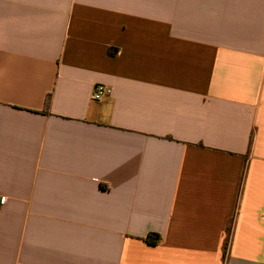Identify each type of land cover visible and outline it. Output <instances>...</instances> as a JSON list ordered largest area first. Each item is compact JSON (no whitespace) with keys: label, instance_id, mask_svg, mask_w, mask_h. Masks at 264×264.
<instances>
[{"label":"crops","instance_id":"obj_1","mask_svg":"<svg viewBox=\"0 0 264 264\" xmlns=\"http://www.w3.org/2000/svg\"><path fill=\"white\" fill-rule=\"evenodd\" d=\"M0 197V264H264V0H0Z\"/></svg>","mask_w":264,"mask_h":264},{"label":"built area","instance_id":"obj_2","mask_svg":"<svg viewBox=\"0 0 264 264\" xmlns=\"http://www.w3.org/2000/svg\"><path fill=\"white\" fill-rule=\"evenodd\" d=\"M111 89L103 85H95L92 92V99L99 100L103 97L109 96ZM5 202V197H0V205H3Z\"/></svg>","mask_w":264,"mask_h":264},{"label":"trees","instance_id":"obj_3","mask_svg":"<svg viewBox=\"0 0 264 264\" xmlns=\"http://www.w3.org/2000/svg\"><path fill=\"white\" fill-rule=\"evenodd\" d=\"M157 240H158V236H155V238L153 239L152 238L146 239V242H148L151 245H154L157 242Z\"/></svg>","mask_w":264,"mask_h":264}]
</instances>
